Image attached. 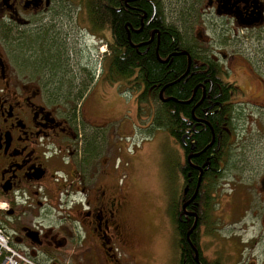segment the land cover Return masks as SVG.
<instances>
[{
  "label": "flooded vegetation",
  "instance_id": "obj_1",
  "mask_svg": "<svg viewBox=\"0 0 264 264\" xmlns=\"http://www.w3.org/2000/svg\"><path fill=\"white\" fill-rule=\"evenodd\" d=\"M125 1V4L139 5L137 29L125 24L126 35L127 32L129 36L130 33L139 35L137 46L145 44L144 47H150L155 40L154 57L160 63H167L170 55L163 59L158 52L160 29L155 25L148 28L149 20L144 23L148 17L154 19L157 9L162 12V19L169 23L163 13L165 0ZM87 4L88 0H0V202L7 205V210L0 212V226L9 236L12 245L28 250L29 255L40 264H148L142 262L140 247L134 244V237L139 234L129 221L128 199L124 198L125 189L116 172L118 167L115 160L121 154L103 136H97L99 126L85 116V110L83 114L74 111L70 107L74 102L55 93L56 90L68 87V79H64L66 82L60 80V84L55 83L53 74L63 73L68 77L79 71L83 81L76 84L77 89L97 85V34L100 33H97V23L89 16ZM190 5L191 11L186 12V17L194 12L198 1L192 0ZM112 11L120 13L121 6H114ZM203 11L218 15L221 23L243 20L249 26L253 24L256 31L264 29V0H230L224 6L223 0H208ZM224 11L229 14H219ZM258 12L260 17L255 21ZM201 23L204 25V22ZM160 26L164 29L161 23ZM175 29L179 34L180 28L175 26ZM207 31L219 37L218 30L212 24L208 25ZM194 38L193 44L198 47L197 50L204 51L211 63L220 69L216 76L218 84L215 91L223 95L224 99L222 102L216 101L217 94L212 93L213 81L208 83V90L199 82L192 87L188 103L184 105L193 104L191 118L195 124L207 126L211 140H214V131L206 119L216 116L213 109L216 104L217 111H228L225 120H232L234 131L226 126L225 134L218 133L216 148H220V156L217 157L215 153L210 160L206 159L205 168L195 163L200 153L190 151L192 141L184 132L180 134L177 146L181 161L176 165V171L181 177L178 181L182 189L178 200L171 203V209L179 204L177 221L186 231L183 242L177 233L178 224L174 220V212L171 217L179 241V264H187L184 254L191 264H227L230 248H220L219 240L224 242V238L217 239L219 236L210 235L216 220L213 217L215 204L220 210H223L225 203L229 202L231 209L237 204V217L240 220L245 215L253 216L264 230V206L256 210H243L247 195L242 192L241 198L236 199L242 187H234L230 196L229 190L227 200L225 196L215 194L225 168L232 173L230 166L235 151L234 137L239 128L234 125L236 113L239 112L237 107L250 106L259 110L263 115L256 116L254 123L264 122V78L256 71L252 74L250 78L257 81L258 90L252 98L246 96L242 101L243 95L236 84L225 81V70L203 48L209 36L204 30H198ZM11 42L21 54L15 61L9 55ZM86 42L91 44L86 45ZM85 47L93 59L89 63L75 66L74 59L81 58ZM188 54L190 64L185 76H197V70L190 69L192 57ZM86 75L89 85L83 84ZM144 85L138 83L136 76L129 84V89L136 93V117L140 92L134 89ZM147 89L149 94L152 87ZM164 89L159 91L162 93L158 95L160 102H151L146 110V118L155 119L158 108L170 101L175 102L164 96ZM82 105L86 111L92 109L93 114L97 112V104L84 103L80 107ZM198 107L202 112L201 117L194 114ZM241 121L238 116L235 123ZM185 149H189L187 154L183 151ZM235 154L237 169L241 166L245 168L243 155ZM128 167L130 163L126 162L125 177H128ZM261 167L256 196L258 203L263 204L264 158L261 159ZM195 172L198 175L194 191L190 192L189 186ZM203 175L205 180L200 194L203 201L197 195L192 199L196 188L198 190L200 187ZM229 181L240 184L241 179L233 176ZM235 191L237 194H233ZM198 213L201 214L200 224L188 234L195 222L194 215L196 221L199 218ZM195 233L197 236H192ZM251 241L254 242V249L256 241ZM210 247L214 248L211 252ZM195 253L199 263L194 261ZM261 255L263 259L260 262H264V249Z\"/></svg>",
  "mask_w": 264,
  "mask_h": 264
},
{
  "label": "rangeland",
  "instance_id": "obj_2",
  "mask_svg": "<svg viewBox=\"0 0 264 264\" xmlns=\"http://www.w3.org/2000/svg\"><path fill=\"white\" fill-rule=\"evenodd\" d=\"M191 1L165 0L163 13L166 20L180 28L181 38L185 40L188 38L190 43L195 40L194 36L198 30H204L209 40L203 44V48L207 50L208 56H214L218 65L229 73L225 76V81L228 77L229 82L236 84L243 95L242 101L246 96L252 98L259 85H256L257 81L250 77L256 71L264 78V29L241 32L233 26L231 20L228 23H221L215 14L210 15L209 12L203 11L206 0H197L198 6L192 14L186 17L183 10L184 7L189 8ZM186 12L188 13V9ZM179 16H181L180 19ZM201 22H204V25ZM209 24L218 30L219 37L210 35L207 31ZM109 40L108 33L105 37L103 35L97 37L98 82L92 91L87 90L89 87L77 89L76 84L83 81V77L81 72L76 71L71 73L69 78L63 73L52 75L55 83L60 84L61 81L66 82L64 79H68V87L56 90L55 93L59 97L65 96L71 103L74 102V105H69L74 111L83 114L85 110L87 113L85 116L100 125L97 128V136H104L105 140L115 147L117 153L121 154L115 160L116 167H118L116 172L121 181L124 180L122 186L123 190L125 189L124 198L128 199L129 203L128 218L139 234L134 237V244H137V248L140 247L142 262L179 264L178 236L171 217L174 212L171 209V203L178 200L182 189L178 181L181 177L176 171V165L181 161L179 146L164 129L149 130L154 124L150 122L149 117L146 118V113L141 115L138 123L136 93L129 89L127 82H124L125 85L122 82L109 85L103 78L107 64L105 41L109 42ZM90 44L86 42V45ZM23 51L26 52V50ZM9 55L14 61L21 57L13 42L9 44ZM82 56V59H74L75 66H79L80 63H89L93 59L87 47L84 48ZM61 61L63 63V59ZM85 78L83 84L89 85L88 75ZM83 90L89 93L85 100L86 103L88 105L97 104L96 113L93 114L92 109L86 111L83 105L79 108L80 101L77 97ZM237 108L239 112L236 113L235 121L238 120V116L242 121L239 123L234 121V125L239 128L236 129L234 137L235 151H233V163L230 166L232 173L225 168L215 194L219 197L225 196L227 200L229 190H231L230 196L234 187H242L236 199L241 198L243 192L247 195L243 210H256L264 206V203H258L256 196L262 168L261 159L264 158V122L254 123V120H257L256 116L263 115V113L250 106ZM244 109L245 112H242ZM235 152L242 154L245 158V168L241 166L237 169ZM126 162L130 163V171L126 170L128 177L125 179L124 164ZM232 175L241 179L240 184L229 181L233 179ZM236 192L233 194H237ZM229 206V202L225 203L223 210H220L215 204L213 217L216 220L211 227L213 232L210 233L211 236H219L217 239L224 238V242L219 240L220 248H230L226 263L264 264L260 262L263 259L261 254L264 249L263 228L253 216L245 215L240 220V217H237L239 211L237 204H234L232 209ZM217 218L220 219L217 220ZM251 240L256 241L257 245L254 249V242ZM212 250L214 248L210 247L209 251Z\"/></svg>",
  "mask_w": 264,
  "mask_h": 264
},
{
  "label": "trees",
  "instance_id": "obj_3",
  "mask_svg": "<svg viewBox=\"0 0 264 264\" xmlns=\"http://www.w3.org/2000/svg\"><path fill=\"white\" fill-rule=\"evenodd\" d=\"M125 2V0H88L87 4L89 16L94 23H97V29L99 31H107L111 35L112 41H106L105 45L107 48V64L105 65V68H107L108 71L106 79L108 83L116 84L118 82L131 81L136 76L138 83L145 84L144 86L134 89L135 91L140 92L137 98V117L139 119L141 118V115H143L144 112L148 110L151 102H160L158 92L165 88L163 92L164 96L172 98L175 100V102L170 101L166 103L165 106L158 108V112L156 110V118L152 121L154 126H152L151 129H164L167 131L168 135L178 144L180 134L184 132L185 136L189 137V140L192 141V149H190V151L192 150L194 152L200 153V156L195 160V163L200 165V167L205 168L206 159L210 160L215 153L217 154V157L220 156L221 150L220 148L219 150L216 148L218 133L221 132V134H225L224 128L226 126H230L231 130L234 131L232 128V120H229L230 118L225 120V116L227 115L228 111H217V104L214 105L213 109L216 111L215 113H217L213 118L214 120L210 118L206 119V121L210 122V125L214 131V140L213 143L210 144L211 134L207 126L204 124H195L190 113L193 104L184 105V101L187 102L194 85L202 82V84L208 90V83L213 81L214 84L212 93L217 94L216 101L222 102L224 96L221 94L219 95L218 92L215 91L216 85L218 84L216 76L219 75L220 69L217 65L211 63V60L205 56L204 51L197 50L198 47L196 48V46L193 43H190L187 38V40L181 38L174 26L166 25L162 19V12H160V9H157L154 19L150 20V17H148L146 20L144 19L145 24L149 20V23L147 24L148 28L151 29L153 25H155L160 29L161 37L160 46L158 47L160 56L164 59L170 55L169 61H166L167 63H160L157 61L154 57L155 40L149 45L150 47H144L145 45L142 44L137 46L139 35L130 33L129 36L128 32L126 35L127 28L125 29V24H128L133 29H137L135 27L137 26L139 20V5L128 2L125 4ZM114 6H121L120 13L112 11ZM185 9L186 8L184 7V15H186ZM160 23L164 29H162ZM128 25L126 27H128ZM183 52H186L187 55H189L188 52L190 53L192 57L190 69H196V72L199 73V75H194L191 77L185 76L187 70V57L186 55L181 54ZM172 54H174V56H172ZM135 69L137 71H134ZM151 87L152 90L148 94L147 88ZM230 87L235 90L233 85H230ZM85 92L86 91L83 90L78 95L77 99L79 101L82 100ZM223 94H225V92H223ZM64 98L66 99L65 96L63 99ZM142 105H146V107ZM200 110L201 109L199 107L194 110L195 116L201 117L202 112ZM180 116L182 117L181 119L179 118ZM224 136L226 138V135ZM220 142L222 143V140ZM183 151L185 154H187L189 149H185ZM184 167L186 168V165ZM184 169L182 170L183 173ZM193 174V181L189 186L190 192H192V190L194 191L196 183L195 179L198 175L196 172ZM186 179L188 180V177ZM204 180L205 177L203 175V177H201L200 187L196 192V195L200 200V194L202 193L201 190L203 189ZM201 201H203V199ZM178 205L179 204L173 208L175 215L174 220L176 224H178L177 215L180 210ZM198 214L199 218L196 221L197 226L200 222L201 215L200 213ZM185 232L184 226L181 223L180 225L178 224L177 233L178 236L182 237V242ZM195 235L197 236V233L193 234L192 236ZM184 255L186 257L185 260L187 261V264H191L188 263V256L186 254ZM192 264L195 263L192 262Z\"/></svg>",
  "mask_w": 264,
  "mask_h": 264
},
{
  "label": "built area",
  "instance_id": "obj_4",
  "mask_svg": "<svg viewBox=\"0 0 264 264\" xmlns=\"http://www.w3.org/2000/svg\"><path fill=\"white\" fill-rule=\"evenodd\" d=\"M0 264H34L26 255L10 247L0 231Z\"/></svg>",
  "mask_w": 264,
  "mask_h": 264
},
{
  "label": "bare ground",
  "instance_id": "obj_5",
  "mask_svg": "<svg viewBox=\"0 0 264 264\" xmlns=\"http://www.w3.org/2000/svg\"><path fill=\"white\" fill-rule=\"evenodd\" d=\"M188 9V12L190 13V11H191V5L189 6V8L187 7L186 9H185V11ZM164 20V19H163ZM164 23L166 24V25H172V26H174L173 24H171V23H166L165 22V20H164ZM175 27V26H174ZM188 39V38H187ZM200 39V38H199ZM189 40V39H188ZM192 42V41H191ZM147 44V43H146ZM142 45H145V44H142ZM181 54H183V55H186V57H187V70H186V73H187V71H188V68H189V64H190V58H189V55H187V53L186 52H183V53H181ZM107 55V54H106ZM172 56H174V54H172ZM168 59V58H167ZM167 59L165 60V61H167ZM185 73V74H186ZM160 95H162V93L161 92H159V96ZM188 102H185L184 104H187ZM213 143V139L211 140V144ZM199 181H200V176H199V178H198V183H199ZM196 191H197V188H196ZM196 191H195V193H194V195L192 196V199H194L195 198V195H196ZM191 199V200H192ZM194 215V214H193ZM194 217H195V224H196V215H194ZM194 225V224H193ZM191 231H193V226H192V229L191 230H189V232H188V234L191 232ZM194 261L196 262V263H199L198 262V256H197V253H195V256H194Z\"/></svg>",
  "mask_w": 264,
  "mask_h": 264
},
{
  "label": "water",
  "instance_id": "obj_6",
  "mask_svg": "<svg viewBox=\"0 0 264 264\" xmlns=\"http://www.w3.org/2000/svg\"><path fill=\"white\" fill-rule=\"evenodd\" d=\"M229 1L230 0H223V6L224 5H227L228 3H229ZM219 14H221V13H219ZM222 14H229L227 11H224ZM260 17V15H259V13H257V18H259ZM238 25H240V26H243V27H246L247 25H248V23H246V22H244L243 20H240L239 21V23H238ZM183 208H184V206H183ZM195 223H194V225H193V229L195 228Z\"/></svg>",
  "mask_w": 264,
  "mask_h": 264
}]
</instances>
